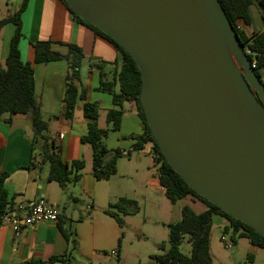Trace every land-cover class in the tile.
Here are the masks:
<instances>
[{"label":"water","instance_id":"95a60500","mask_svg":"<svg viewBox=\"0 0 264 264\" xmlns=\"http://www.w3.org/2000/svg\"><path fill=\"white\" fill-rule=\"evenodd\" d=\"M65 1L136 61L174 170L264 236V83L220 0Z\"/></svg>","mask_w":264,"mask_h":264},{"label":"crops","instance_id":"0c3cea01","mask_svg":"<svg viewBox=\"0 0 264 264\" xmlns=\"http://www.w3.org/2000/svg\"><path fill=\"white\" fill-rule=\"evenodd\" d=\"M23 1L0 0V20L17 12ZM251 14L250 25L240 22V28L247 36L264 29L261 20L255 22L252 9ZM21 20L24 34L20 42L21 55L24 61L34 67L35 91L41 103L42 116L49 122V134L56 138L60 155L65 162L71 163L78 159H84L86 162L89 159L93 160L92 147L81 140L90 121L84 114L83 102H78L73 118L65 116L64 95L68 61L59 59L36 63L33 44L38 40H51L54 42V50L62 54L68 52L66 45L69 43H75L82 48L85 55L82 82L87 88V100L99 103L100 114L101 111L107 113L113 107V98L111 94L97 89L100 84V70L90 64L120 60V51L111 41L77 21L62 0H29L22 12ZM15 29L12 22L1 28L0 36L2 31L4 35L0 44V61L5 62ZM104 69L111 78L113 66L108 64ZM124 109L120 128L110 130L108 136L104 138L105 145L109 149L118 148L130 154L145 148L150 150V144H146L143 149H135L136 137H140L145 128L137 105L126 102ZM32 137V126L26 115L6 114L0 118V180L2 177L5 178L4 187L8 193L7 210L23 207L22 212L25 213L28 211L26 203L40 199L56 205L60 210V205L66 202L74 191L84 190L87 195L94 196L98 181L94 173L83 174L78 182H68L65 187L48 180L49 164L42 162L40 156L36 157V165L33 164L35 151L32 147ZM136 171L140 172V169L137 167ZM157 180L160 184L158 178ZM114 197L116 199L118 196ZM185 198L190 201L187 206L196 213L208 209L203 201L193 195H187ZM215 216L226 219L219 214H215L213 218ZM73 220V212L62 214L60 210L57 222L43 221L32 226H23L18 233L10 225L0 223V264H28L31 261L61 264L52 263L50 260L66 255L72 243L59 224L66 228L67 223Z\"/></svg>","mask_w":264,"mask_h":264},{"label":"trees","instance_id":"16d2710c","mask_svg":"<svg viewBox=\"0 0 264 264\" xmlns=\"http://www.w3.org/2000/svg\"><path fill=\"white\" fill-rule=\"evenodd\" d=\"M29 0H24L20 9L13 15L0 20L1 28L8 22L15 24V33L11 39L9 52L5 59L4 66L0 67V118L9 114H24L30 120L33 137L32 147L35 151L34 165L37 156L41 161L49 164L48 180L57 182L65 187L68 182H78L85 166L84 159L74 160L71 163L65 162L60 155V147L55 137L49 134V122L43 118L41 103L35 91V72L31 63L22 59L20 42L24 36L22 32V12L25 10ZM66 5V1L62 0ZM234 29L238 32L242 43L252 52L249 57L255 59V71L262 79L264 70V29L255 31L247 36L240 28V22L245 25L252 23L251 7L256 6L264 21V0H220ZM68 6V5H67ZM71 10L74 18L94 30L97 34L111 41L121 53V59L114 62L100 61L91 63L92 67L100 70V84L97 88L100 91L112 95L113 107L107 111V122L111 128H101L98 125L100 116V105L98 102L87 100V88L82 82V65L85 58L82 48L69 43L68 52L62 54L54 50V42L51 40H38L34 46L35 62H49L52 60L66 59L68 61V71L66 74V88L64 95L65 116L73 118L74 109L79 101L83 102L84 114L90 119L87 132L81 137L83 143L92 147L93 151V173L99 180L109 179L116 173L118 158L130 155L121 149H109L104 138L108 136L111 129L120 128L122 116L125 112L124 104L132 102L137 105L138 113L144 123V133L136 137L135 149H143L146 144H150L155 154V162L158 164L157 178L164 188L166 196L173 202L193 195L203 201L208 209L202 213H196L190 207L185 206L182 210V218L169 224V248L165 243L159 247L164 250L162 254L152 257L154 264H212L210 252V231L213 216L219 214L227 219L228 224L225 231L233 229L234 233L247 236L250 242L256 246L264 248V236L255 229L224 212L219 206L197 193L169 164L163 155L159 145L154 140L147 123L146 115L141 104L140 94L142 88V74L133 57L120 45L113 37L88 21L82 19ZM112 65V77L105 71L106 65ZM4 177L0 180V223L2 216L7 211V190L4 187ZM138 203L129 197H119L110 204L106 213L112 216L119 224H123L121 214H135L138 212ZM63 233L71 241L70 251L63 256L53 257L50 262H60L70 264L73 250L77 247V240L72 236V232L59 224ZM185 235L189 236L192 245L190 255H185L180 250ZM28 264H44L41 261H31Z\"/></svg>","mask_w":264,"mask_h":264},{"label":"rangeland","instance_id":"374dc122","mask_svg":"<svg viewBox=\"0 0 264 264\" xmlns=\"http://www.w3.org/2000/svg\"><path fill=\"white\" fill-rule=\"evenodd\" d=\"M251 9L255 22L261 20L263 25L258 8L252 6ZM1 66H4V60L0 61ZM262 74L264 80V70ZM106 118L107 113L101 111L99 127L111 128ZM154 160L151 147L122 156L117 160L115 174L109 179L96 178L94 196L87 195L84 190L74 191L60 205L62 214L73 212L74 220L66 227L77 240L70 264H153L152 257L164 252L159 245L164 242L166 249L169 248V224L182 218L183 207L190 201L183 198L173 203L166 196L156 178L158 164ZM137 167L140 172L136 171ZM81 173L93 174L92 159L85 161ZM114 196L118 197L115 199ZM122 196L134 199L139 210L135 214H121L123 224H119L106 209ZM227 224V219L217 216L212 220V264H264V248L255 246L247 236L234 233L233 229L225 231ZM227 244L233 247L227 248ZM180 250L185 255L191 254L188 235H185Z\"/></svg>","mask_w":264,"mask_h":264},{"label":"built area","instance_id":"2783aa9c","mask_svg":"<svg viewBox=\"0 0 264 264\" xmlns=\"http://www.w3.org/2000/svg\"><path fill=\"white\" fill-rule=\"evenodd\" d=\"M246 53L251 55L252 52L249 48L245 47ZM252 66L256 67L255 59H251ZM28 207V211L23 213V207H19L18 209H8L4 215L2 216L1 223L10 225L12 229L18 233L23 226H32L34 224L48 221V222H57L60 216L59 208L51 204L44 199H40L38 201H32L26 203ZM227 248H232V244H227Z\"/></svg>","mask_w":264,"mask_h":264}]
</instances>
